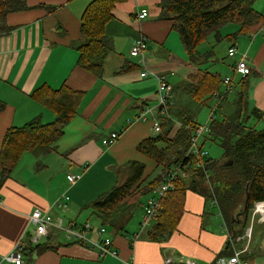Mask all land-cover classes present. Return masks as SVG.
Listing matches in <instances>:
<instances>
[{
	"label": "crops",
	"instance_id": "0c3cea01",
	"mask_svg": "<svg viewBox=\"0 0 264 264\" xmlns=\"http://www.w3.org/2000/svg\"><path fill=\"white\" fill-rule=\"evenodd\" d=\"M92 1L24 0V8L8 11L1 20L7 28L0 30V147L3 135L11 126L21 127L34 118H40L43 123L54 120V113L35 97L37 89L66 85L82 94L77 114L54 147L47 151L50 164L55 167L53 172L35 173L33 165L37 155L44 154L26 152L10 177L0 185V256L22 243L23 264H124L123 260L130 259L137 264H160L166 256L174 257L172 264H184L178 259L180 255L198 264H212L217 256H228L234 251H241L253 264L263 263L262 229L255 239L256 242L259 239V244L251 240L252 234L250 238L244 237L246 229L242 235H236L241 215H237L235 226H229L216 199L212 197L208 203L206 197L191 190L184 194L182 211L172 233H165L156 241L149 237V230L142 229L141 222L144 206L149 199L157 197L154 193L157 187L136 197L135 208L122 230L103 225L93 212L90 204L115 186L119 170L125 164L144 163L143 178L156 169L155 162L139 151L138 144L159 135L163 121H175L169 135L172 137L187 120V112L193 111L194 120L199 123L198 115L210 113L213 108H208L210 103L207 106L196 102L184 104L172 94L173 87L180 90L187 86L197 66L189 61L180 36L170 22L158 19L160 0H125L116 4L105 30L112 41V51L104 62L103 76L97 78L82 69L78 64V45L83 40L80 22ZM138 12L147 15L139 19ZM227 28L230 31L223 32ZM238 29L230 23L220 30L219 41L228 40L226 54L230 47L236 49L234 59L222 69V63L213 54L214 47L209 44L219 42L213 36L200 43L197 51L204 58L208 56L205 61L213 59L217 70L224 71L223 77L233 73L237 61L245 56L251 70L246 97L251 107L264 112V33L258 29L235 39L226 37ZM142 37L147 41L148 52L140 58L131 57L132 43ZM145 68L154 75L140 77ZM155 75L166 78L171 94V105L165 116L158 110ZM233 92L238 93L239 89L233 87L226 102L233 101ZM145 109L148 110L146 120H138ZM157 125L159 131L155 130ZM111 132H118L120 137L106 147L102 141ZM85 164L88 167L83 170ZM70 174L79 176L72 184L68 181ZM215 205L216 214L212 211ZM35 209L50 214L54 222L60 221L62 225L72 223L81 228L89 224L88 238L96 239L97 228L106 227L105 237L112 241L111 249L119 257L100 256L96 248L67 237L55 225L37 245H31L28 238L34 226L30 215ZM248 222L251 224L247 228L256 222L264 230V223L252 218V213ZM243 239L250 241L246 244Z\"/></svg>",
	"mask_w": 264,
	"mask_h": 264
},
{
	"label": "trees",
	"instance_id": "16d2710c",
	"mask_svg": "<svg viewBox=\"0 0 264 264\" xmlns=\"http://www.w3.org/2000/svg\"><path fill=\"white\" fill-rule=\"evenodd\" d=\"M123 1L125 0H94L82 14L80 33L83 40L78 45V64L97 78L103 76L104 62L112 51V41L105 33L106 26L112 19L116 4ZM255 1L160 0L158 19L170 22L171 28L180 36L189 61L197 66L186 86L190 88L193 101L201 106L213 104V108L217 110L204 126L187 114V120H184L172 137L169 135L175 121L166 119L162 122V134L138 144L139 151L155 162L156 169H160L162 181L176 167L187 174L178 179L173 190L160 198L157 216L147 229L152 240H159L163 234L172 233L181 214L187 190L206 197L207 201L212 197L216 199L224 221L229 226H235L237 215L240 214L238 230H235L239 236L244 233L253 204L264 201V112L249 106L246 97L250 90L251 70L241 74L236 73L233 68V75L227 84L219 73L211 75L209 69L201 68L204 56L198 59L201 54L197 51L199 44L209 37L213 36L219 41L222 38L220 30L226 24H236L239 27L226 36L229 39L263 28L264 12L253 8ZM24 7V0H0V30L7 28L2 21L8 11ZM142 41L147 46L144 51L146 53L149 50L148 44L143 37ZM141 64L145 67L143 62ZM122 69L120 71L124 70ZM227 86L239 89L231 103L226 102ZM81 94L79 90L66 85L57 89L43 86L35 91V97L54 113L55 118L50 123L34 118L21 127L11 126L6 130L0 147V185L10 177L24 153L36 152V149L49 151L54 147L67 124L77 114ZM259 125L263 127L256 128ZM200 127H204L200 150L204 151L205 142L214 143L222 149L221 159L189 155L191 138ZM144 169L145 164L142 162H128L119 170L115 186L90 204L103 225L122 230L135 208L136 197L154 189L161 175L151 178L157 172L155 170L143 178ZM210 182H213L212 187ZM246 204L247 211L244 210Z\"/></svg>",
	"mask_w": 264,
	"mask_h": 264
},
{
	"label": "built area",
	"instance_id": "2783aa9c",
	"mask_svg": "<svg viewBox=\"0 0 264 264\" xmlns=\"http://www.w3.org/2000/svg\"><path fill=\"white\" fill-rule=\"evenodd\" d=\"M147 15L146 12H138L137 17L139 19L145 18ZM261 31L264 33V27L261 28ZM147 48L146 44L142 39L136 40L130 50L131 56H143L144 51ZM236 54V49L234 47H230L228 49V55L233 57ZM234 70L236 73L246 74L250 71L249 66L247 65L245 56H242L234 66ZM151 72L147 69L140 72V77H146ZM158 80V89H157V104L160 115L165 116L168 114L169 106L171 105V94L169 91V86L165 77L157 76ZM231 78L229 76L224 77V82L229 83ZM220 98V97H219ZM147 109L144 110L143 114L138 118L140 121L146 120ZM215 108H213L210 112V119L214 117ZM209 119V120H210ZM204 127H200L195 131V135L191 138V154L195 156H206V153L203 150H200L199 141L203 134ZM155 130L159 131V126H155ZM120 134L118 132H111L108 136L103 139L102 143L104 146H112L119 139ZM186 173L184 171H180L179 167L174 168L169 172V174L164 178V180L160 183V185L155 189L154 193L157 197H152L144 206V214L141 222V227L144 230H147L150 226L151 222L156 218L157 211L160 208V198L163 197L167 192L174 189L175 183L181 177H186ZM79 178L77 175H69L68 181L72 184L76 182ZM1 200V196H0ZM252 218L258 219V221L264 223V201H258L253 204L252 210ZM30 222L34 226V230L30 237L28 238V242L31 245H36L40 242V239L47 236L49 233V228L55 225L57 228L61 229L67 237L72 238L75 241H79L82 244L89 246L90 248H96L99 251L100 256L112 255L115 257H119V254L116 250L111 249L113 244L112 241L105 237V233L107 231L106 227L101 226L97 228V238L92 239L88 238L86 234L89 230H91V226L89 224H85L81 228H77L72 223H66L64 225L61 224L60 221L54 222V219L50 214L46 212H42L39 209L33 210L30 215ZM252 227L246 228L245 236L247 238L251 237ZM134 238V237H133ZM24 244L20 243L15 246L13 251L0 256V264H23V255H24ZM241 251H234L231 255H219L217 256L212 264H253L248 259L242 256ZM180 261H183L184 264H198L195 260L186 258L183 255L178 257ZM174 257L166 256L164 260L160 264H172L174 262ZM124 264H137L134 260H123ZM256 264H264L256 263Z\"/></svg>",
	"mask_w": 264,
	"mask_h": 264
},
{
	"label": "rangeland",
	"instance_id": "374dc122",
	"mask_svg": "<svg viewBox=\"0 0 264 264\" xmlns=\"http://www.w3.org/2000/svg\"><path fill=\"white\" fill-rule=\"evenodd\" d=\"M253 8L255 10L259 11V12H263V10H264V0H256L253 3ZM228 26H230V25H228ZM231 28L224 29L223 32H228V31H230ZM208 41H209V39H208ZM207 44L208 43L206 42V46H207ZM209 44H210V46L214 47V49H213L214 56L218 57L219 60H220V62L222 63V65H220V68L221 69H222L223 66H227L230 63V60L231 59H234V56L233 57H230V56H228V53L226 54V48H227L226 45L228 44V40L225 39V40H222V41H219V42H216L215 41L214 43L210 42ZM222 48L224 49L223 53H221ZM201 57H202V55L200 57H198V59H201ZM203 60H204V57H203L202 61ZM216 64L217 63L213 59H209V60H206L205 63L201 64V68H207V69H209V73L211 75H213L215 72L220 73V75H222V73L224 71L217 70V68H216L217 65ZM227 69H230V68L228 67ZM232 75H233V73H230V74L225 75V76L231 77ZM208 76H210V75H208ZM189 89H190L189 87H186V88H181L179 90V88L173 87L172 88V94H174L175 96H177L181 100V102H183L184 104L194 105V101H193V99H192V97L190 95L191 94V91ZM232 89L233 88L230 87V86H227V88H226V90L228 91V93H230L232 91ZM234 94L235 93L233 92V95H232L233 97H234ZM232 100H233V98L231 99V101ZM249 106H251L250 103H249ZM210 108H213V104L210 105ZM203 110H205V109H203ZM216 110L217 109H215V111ZM187 113H189L188 115L190 116V118H195V114H194L193 111H189ZM209 115H210L209 112L207 114H203V116L198 115V117H197L196 120L200 123L201 126L207 125V121H209V119H210V116ZM252 125H253V123H252ZM262 127H263L262 125L256 126V128H262ZM174 133H172V134H174ZM201 142H202V140H200V144H201ZM39 149H42V148H39ZM183 149H185V148H183ZM203 149H204V152L206 153V156H207L206 159H208V158H211V159H221V157H222V149L218 145H216L214 143L205 142V144L203 145ZM36 150L38 152L37 154H39V150L38 149H36ZM40 152H43L44 156L41 153L39 155H37L36 164L34 162V165H33L34 168H36L35 173H39V174H42V175H44V174L49 175L51 172H53V170L55 168V167L52 166V164H50V154H48V152L45 151V150H41ZM36 165L39 166L40 168L37 167ZM46 166H47V168H45ZM87 167H88V164H85L83 166V170H86ZM155 170H157V172L151 178H153L154 176L157 177L156 175L157 174H160L161 175V179H159L157 181V184L154 186V188L155 187H158L160 185V183L162 182V173H161L160 169H155ZM114 174H115V172H114ZM70 175H72V174H70ZM212 184H213V182H210V187H212ZM207 202L208 203L210 202V198H208V201ZM212 211L214 212V214H216L217 205H215V207H213ZM255 220H258V219L255 218ZM250 224L251 223L248 222L247 225H246V228ZM252 229H253V231H252V238H251V240L253 239L254 242H256L255 239L257 238V232H258V230H261L262 229L263 232H264V230H263V227L260 226L259 224H257L256 222H253L252 223ZM60 236H62V235L60 234ZM243 241L244 242L246 241V244H248V241H250V239H245V240L243 239ZM256 244H259V239L257 240Z\"/></svg>",
	"mask_w": 264,
	"mask_h": 264
},
{
	"label": "water",
	"instance_id": "95a60500",
	"mask_svg": "<svg viewBox=\"0 0 264 264\" xmlns=\"http://www.w3.org/2000/svg\"><path fill=\"white\" fill-rule=\"evenodd\" d=\"M246 206H247V204H246L245 207H244V210H245V211H247V207H246Z\"/></svg>",
	"mask_w": 264,
	"mask_h": 264
}]
</instances>
